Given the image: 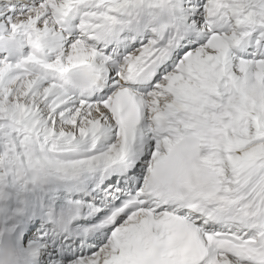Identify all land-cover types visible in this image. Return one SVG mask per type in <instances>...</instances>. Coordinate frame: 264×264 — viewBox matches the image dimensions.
I'll return each instance as SVG.
<instances>
[{
	"label": "snow or ice",
	"instance_id": "6c2138e0",
	"mask_svg": "<svg viewBox=\"0 0 264 264\" xmlns=\"http://www.w3.org/2000/svg\"><path fill=\"white\" fill-rule=\"evenodd\" d=\"M37 181L75 264H264V0H0V199Z\"/></svg>",
	"mask_w": 264,
	"mask_h": 264
},
{
	"label": "bare ground",
	"instance_id": "6f19581e",
	"mask_svg": "<svg viewBox=\"0 0 264 264\" xmlns=\"http://www.w3.org/2000/svg\"><path fill=\"white\" fill-rule=\"evenodd\" d=\"M74 193L76 192L70 191L64 186V182L59 181L55 182V184L42 181L30 183L22 193L10 190L5 198L0 199V231L11 228L17 219L23 218L25 224L17 229L16 233L18 237L16 248L18 250L22 251L24 255L27 254L28 257L37 258L39 254L40 263L44 261L46 264H70V260L68 263L60 260L57 263H53V261L49 260V255H54L55 251H53L52 245L49 244L47 238L44 240L45 238L40 234L28 240H25L24 237L27 235L29 224L35 221H44V215L50 209L56 207L58 210L57 200L61 196L65 194L74 196ZM55 196H57V199ZM79 199V194L76 193L74 201ZM53 215L51 217H54ZM61 257L64 258L65 256L62 254ZM74 260H76V257Z\"/></svg>",
	"mask_w": 264,
	"mask_h": 264
},
{
	"label": "clouds",
	"instance_id": "9594fccd",
	"mask_svg": "<svg viewBox=\"0 0 264 264\" xmlns=\"http://www.w3.org/2000/svg\"><path fill=\"white\" fill-rule=\"evenodd\" d=\"M0 247H2V246H0Z\"/></svg>",
	"mask_w": 264,
	"mask_h": 264
}]
</instances>
